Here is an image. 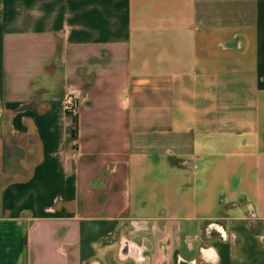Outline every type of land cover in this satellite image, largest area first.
I'll list each match as a JSON object with an SVG mask.
<instances>
[{
    "label": "crops",
    "instance_id": "0c3cea01",
    "mask_svg": "<svg viewBox=\"0 0 264 264\" xmlns=\"http://www.w3.org/2000/svg\"><path fill=\"white\" fill-rule=\"evenodd\" d=\"M10 231L0 264H264V0H0Z\"/></svg>",
    "mask_w": 264,
    "mask_h": 264
},
{
    "label": "rangeland",
    "instance_id": "374dc122",
    "mask_svg": "<svg viewBox=\"0 0 264 264\" xmlns=\"http://www.w3.org/2000/svg\"><path fill=\"white\" fill-rule=\"evenodd\" d=\"M14 234H16V237ZM23 237H26L24 232H0V249L3 251L12 250L13 246L16 245L18 255H20L26 245Z\"/></svg>",
    "mask_w": 264,
    "mask_h": 264
},
{
    "label": "trees",
    "instance_id": "16d2710c",
    "mask_svg": "<svg viewBox=\"0 0 264 264\" xmlns=\"http://www.w3.org/2000/svg\"><path fill=\"white\" fill-rule=\"evenodd\" d=\"M73 133H74V137L76 138V136H77V117H76V115L74 116V131H73ZM23 239H24V242H25L26 241V237L25 238L23 237Z\"/></svg>",
    "mask_w": 264,
    "mask_h": 264
},
{
    "label": "built area",
    "instance_id": "2783aa9c",
    "mask_svg": "<svg viewBox=\"0 0 264 264\" xmlns=\"http://www.w3.org/2000/svg\"><path fill=\"white\" fill-rule=\"evenodd\" d=\"M71 103H73V99H71V101H70Z\"/></svg>",
    "mask_w": 264,
    "mask_h": 264
}]
</instances>
